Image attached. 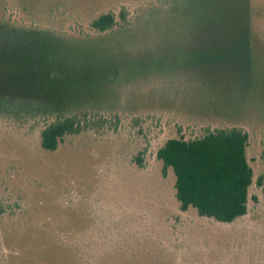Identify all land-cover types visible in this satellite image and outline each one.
<instances>
[{
	"label": "rangeland",
	"instance_id": "obj_1",
	"mask_svg": "<svg viewBox=\"0 0 264 264\" xmlns=\"http://www.w3.org/2000/svg\"><path fill=\"white\" fill-rule=\"evenodd\" d=\"M66 1L98 15L132 0ZM43 53L31 82L49 95L67 99L83 87L98 100L114 92L145 104L158 91L157 98L197 109L242 108L225 117L250 134L249 212L223 224L181 210L173 174H163L157 151L211 124L181 107L152 102L118 118L94 117L56 151L42 147L46 123L0 118V264H264V195L257 184L264 178V0H201L191 14L140 28L86 63L94 74L89 83L70 75L69 52ZM115 70L114 80L103 77ZM216 119L213 128L226 124Z\"/></svg>",
	"mask_w": 264,
	"mask_h": 264
},
{
	"label": "trees",
	"instance_id": "obj_2",
	"mask_svg": "<svg viewBox=\"0 0 264 264\" xmlns=\"http://www.w3.org/2000/svg\"><path fill=\"white\" fill-rule=\"evenodd\" d=\"M199 2L201 0H132L117 2L93 15L85 14L66 0H0V75L3 73L0 118L20 124L46 123L41 132L42 147L56 151L65 137L91 127L94 117L101 119L113 113L118 118L126 108L148 107L146 104L152 102L165 110L181 107L188 117L211 120L209 127L200 130V136L170 138L157 151L163 174L166 176L168 171L173 174L175 196L181 210L195 209L199 216L223 224L245 217L254 183V170L247 153L250 134L226 118L228 112L241 115L242 108L197 109L180 104L176 99L157 98L158 91L145 104L138 102L139 97L124 100L114 92H107L103 100H98L90 97L83 87L67 100L49 95L46 87L37 89L31 82L42 69L40 59L46 55L43 52L55 49L69 52L70 75H76L77 81L89 83L94 74L86 70L90 66L86 63L94 61L102 49L129 39L140 28L161 24L168 16L191 14L199 8ZM55 56L58 58L61 54L57 52ZM22 61L29 63L26 66ZM77 71L81 74L77 75ZM113 72L108 75L105 72L103 77L112 81L117 70ZM46 73L52 77L58 74L56 71ZM112 88L108 86L107 91ZM212 118L226 124L213 128L217 124H212ZM262 146L264 159V141ZM257 184L264 195V178L260 177Z\"/></svg>",
	"mask_w": 264,
	"mask_h": 264
}]
</instances>
